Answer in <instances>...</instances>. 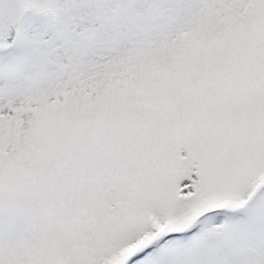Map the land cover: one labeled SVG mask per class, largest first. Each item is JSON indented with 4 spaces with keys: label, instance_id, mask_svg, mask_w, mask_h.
<instances>
[{
    "label": "snow or ice",
    "instance_id": "obj_1",
    "mask_svg": "<svg viewBox=\"0 0 264 264\" xmlns=\"http://www.w3.org/2000/svg\"><path fill=\"white\" fill-rule=\"evenodd\" d=\"M0 264H264V0H0Z\"/></svg>",
    "mask_w": 264,
    "mask_h": 264
}]
</instances>
